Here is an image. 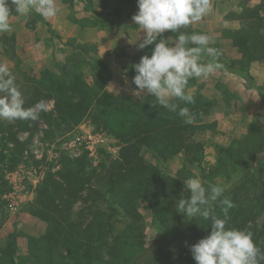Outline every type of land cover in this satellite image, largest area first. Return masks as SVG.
Instances as JSON below:
<instances>
[{
	"label": "rangeland",
	"instance_id": "1",
	"mask_svg": "<svg viewBox=\"0 0 264 264\" xmlns=\"http://www.w3.org/2000/svg\"><path fill=\"white\" fill-rule=\"evenodd\" d=\"M211 3L210 13L187 29L211 35L215 40L211 46L220 51L218 58L227 63L232 60L246 63L247 59L235 42L240 36L251 40L263 36L264 0H211ZM56 4L57 16L44 19L60 38L83 46L82 50L66 46L57 38L51 39L37 12L20 15L14 12L11 4L12 30L0 34V62L9 65L24 99L33 96L35 102L28 107L44 100L50 104V111L54 110L55 100L49 97L48 89L52 79L67 81L77 70H81L89 85L95 84L97 78L105 80V89L120 101L134 104L146 97L143 93L138 97L132 94L136 89L132 83L136 73L131 65L139 62L141 56L151 55V50L137 47L143 39V32L132 21L133 14L138 11L137 0H108L106 6L102 0H56ZM174 34L169 38L174 40L173 36L177 35ZM12 36L13 56L12 51L8 52L11 47L6 41V37ZM262 46L260 41L259 47ZM255 54L256 59L244 67L245 72H230L221 65L209 78L188 82L187 93L194 99L201 95L211 103V106L204 105L206 111L202 113L193 112L189 105L181 103L192 113V124L200 126L194 130L192 138L203 144L201 163L189 160L183 151L170 150L161 156L157 146H144L140 155L155 167V182L150 193L143 187L138 188L137 180H129L128 185H120L113 195L109 191L108 178L100 173L70 207L68 214L72 218L86 220L94 210L111 217L114 228L110 236H119L127 258L121 264H132L158 236H161V245L172 250L175 231L191 222L174 209L175 201L188 195L184 181L189 178H199L206 187L209 184L226 187L224 197L235 205L229 209L226 227L240 229L241 222L247 227L256 222L258 231L263 230L264 48ZM208 57L202 53L201 61ZM97 58L106 64L107 71L101 70ZM42 113L38 120L28 121L26 130H18L24 150L18 164L5 172L10 192L4 195L8 217L0 228V264H44L47 252L43 236L48 224L31 214L29 208L47 175L62 168L64 156L76 159L85 154L98 170L101 162L119 157L121 141L112 128L102 124L97 127L86 117L70 130H57L48 125ZM8 123L0 120V130ZM113 123L111 119L110 124ZM6 139L7 134L2 130L0 149L1 142ZM8 146L13 144L9 142ZM251 164L253 169H247ZM175 178H182L181 184L175 182ZM134 186L139 189L137 194L123 191L125 187ZM94 190L102 196L96 195ZM127 194L137 198L138 220L124 213L121 198ZM212 209L222 217L219 201L214 202ZM207 223L197 217L189 239L200 240L207 236L211 231L210 225L209 228L204 226ZM240 230L249 231L247 228ZM250 232L253 239V232ZM11 236H15L12 250L9 248ZM175 264H196V261L184 252Z\"/></svg>",
	"mask_w": 264,
	"mask_h": 264
},
{
	"label": "trees",
	"instance_id": "2",
	"mask_svg": "<svg viewBox=\"0 0 264 264\" xmlns=\"http://www.w3.org/2000/svg\"><path fill=\"white\" fill-rule=\"evenodd\" d=\"M107 2L108 0H102L104 6ZM37 17L47 26L51 39L57 38L66 46L82 50L83 46L60 38L41 15ZM182 31L189 34L194 32L191 29ZM172 35L175 34L170 30L162 34L164 38ZM6 41L11 47L8 52L12 51L11 55H15L14 37H6ZM260 41L263 42L262 48L259 47ZM235 45L247 59L246 63L238 60L227 63L221 58H218L216 62L230 72H237V70L245 72L244 67H248L249 62L256 59L255 53L264 48V34L259 40L240 36ZM153 47L154 45L146 46L148 50H152ZM211 59L208 57L203 62ZM96 63L101 66V70L107 71V66L101 59L97 58ZM105 83V80L97 78L95 84L89 85L81 70H77L68 76L67 81L60 82L59 79H52L48 88L49 97L55 100V108L43 112L42 115L50 127H56L57 130H70L84 118L90 117L97 127L102 124L112 128L113 133L121 141V149L118 158L101 162L100 170L90 164L85 154L76 159L64 156L62 168L54 174L47 175L43 185L37 189L29 212L48 224L43 236L47 252L43 260L44 264H121V261L127 260L119 236L117 234L115 237L110 236V230L114 228L110 216H106L100 210H94L90 218L87 217L86 220L72 218L68 214L70 207L88 187L92 186L100 173L108 178L109 191L113 195H116L115 192L120 185H128L133 180L138 181V188L143 187L146 193H150L155 182L153 174L155 167L147 163L140 155L142 147L157 146L161 156H165V152L170 150L174 153L183 151L188 155L189 160L196 163H201L204 159L203 144L192 138L194 130L200 126L184 123V120L175 112L153 107L151 102L154 103L155 98L151 96H146L134 104L120 101L113 93L105 89ZM34 102L33 96H30L25 100L24 106L28 107ZM174 102L180 107H186L181 104L182 101ZM206 103L211 106L206 98L199 95L195 98V103L187 105L193 112L202 113L206 111L204 106ZM111 119L114 122L112 125ZM28 124V121L16 120L2 128L7 134V139L1 142L0 149V228L8 217L7 200L4 195L10 192V186L5 178V172L13 169L21 159L24 143L20 141L17 133L20 129L26 130ZM9 142L13 144L12 147L8 146ZM253 167L251 164L247 169H253ZM181 180L182 178H175L178 184H181ZM125 189L129 194H137L139 190L135 186L125 187L123 191ZM94 191L96 195L102 196L101 192ZM121 199L125 215L132 220H138L140 214L136 209L137 198L127 194ZM250 224L247 227L245 222H241L239 228L251 230L254 242L264 252V228L260 232L256 222ZM195 225L196 218L192 219L184 229L175 231L172 250H166L161 245V236H158L155 242L144 251L142 250L132 264H175L177 257H181L184 252L192 255L190 247L199 241L195 238L189 239V233L194 232ZM14 241L15 236H11L9 243L11 250L15 246ZM105 253L110 257L109 261L103 259ZM174 254L177 257L173 258Z\"/></svg>",
	"mask_w": 264,
	"mask_h": 264
},
{
	"label": "clouds",
	"instance_id": "3",
	"mask_svg": "<svg viewBox=\"0 0 264 264\" xmlns=\"http://www.w3.org/2000/svg\"><path fill=\"white\" fill-rule=\"evenodd\" d=\"M20 15L35 11L43 18L57 16L56 0H0V34L12 30L10 9ZM138 11L132 21L143 32L139 49L154 45L151 55L141 56L131 66L135 70L132 83L136 85L133 96L143 93L155 98L153 107L175 112L184 123L191 124L193 115L187 107H180L176 100L185 104L195 103L194 96L186 92L190 79L205 80L221 67L216 62L220 51L211 46L214 38L205 33L191 34L181 31L200 22L212 10L211 0H137ZM166 30L176 33L175 39L162 36ZM191 45V46H190ZM212 59L201 61V54ZM25 99L15 83V77L7 64L0 62V120L9 122L36 121L41 112L50 111V104L38 101L32 107H25ZM187 196L183 195L174 203L177 213L192 220L201 218L211 226L210 233L191 245L190 251L196 264H261L264 252L246 230L226 227L229 209L234 203L224 197L225 186L209 184L207 187L199 178L184 181ZM223 197V198H222ZM219 201L222 217L213 212L212 205ZM105 261L110 257L105 253Z\"/></svg>",
	"mask_w": 264,
	"mask_h": 264
},
{
	"label": "built area",
	"instance_id": "4",
	"mask_svg": "<svg viewBox=\"0 0 264 264\" xmlns=\"http://www.w3.org/2000/svg\"><path fill=\"white\" fill-rule=\"evenodd\" d=\"M38 150H36V152H37Z\"/></svg>",
	"mask_w": 264,
	"mask_h": 264
}]
</instances>
